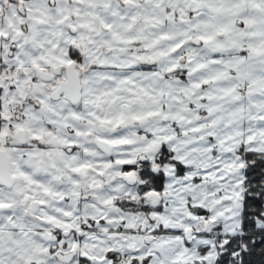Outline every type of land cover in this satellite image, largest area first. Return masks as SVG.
<instances>
[{"label":"snow or ice","instance_id":"1","mask_svg":"<svg viewBox=\"0 0 264 264\" xmlns=\"http://www.w3.org/2000/svg\"><path fill=\"white\" fill-rule=\"evenodd\" d=\"M0 264H264V0H0Z\"/></svg>","mask_w":264,"mask_h":264}]
</instances>
